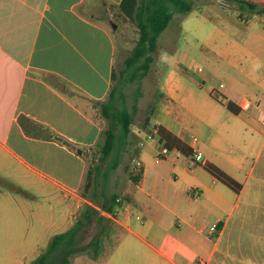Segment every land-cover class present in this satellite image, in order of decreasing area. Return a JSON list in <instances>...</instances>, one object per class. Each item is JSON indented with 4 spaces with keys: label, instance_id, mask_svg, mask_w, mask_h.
<instances>
[{
    "label": "crops",
    "instance_id": "obj_1",
    "mask_svg": "<svg viewBox=\"0 0 264 264\" xmlns=\"http://www.w3.org/2000/svg\"><path fill=\"white\" fill-rule=\"evenodd\" d=\"M88 1L95 10L103 9L98 19L93 18L94 11V15L87 16L80 10L85 0H0V227L5 226L0 242H5V249L12 254L15 251L13 245L9 246L11 242L26 241V245L17 246L23 249L30 245L39 255L53 235L74 224L84 204L99 208L81 192L87 171L85 148L96 144L101 137L102 125L95 105L109 95L112 87L118 34L111 24L125 14L120 8L121 0ZM175 78L172 71L165 79L172 99L177 96L173 87ZM208 92L217 95L213 87ZM227 100L236 103L225 95L224 101ZM216 101L217 105L226 107L225 102ZM211 105L210 108H218ZM164 106L163 115L156 110L152 114L153 131L143 135L161 145L154 158L157 166L150 169L143 163L142 140L139 141L142 168L138 180L133 179L131 186L123 188L124 197L120 196L121 203H116L113 212L104 210L103 204L100 212L145 242L155 254L164 255L165 264H187L189 259L202 258L207 253L204 226L212 215L211 225L217 223V226L209 231L216 230L205 262L208 264L218 249V241L227 232L231 233L230 237L240 235L250 223L248 217L240 215L242 212L237 218L233 214L242 206L246 209L260 205L253 203L259 202L263 180L252 172L244 180L239 178L241 162L231 171L204 155L195 143L196 137L189 135L192 138L189 140V128L182 120H187V112L182 108L174 110L168 102ZM203 113L208 127L218 128L224 135L232 134L228 129L233 128L218 123L211 111ZM157 124L181 138L194 153H202L203 159L192 162V156L177 148L161 153L165 147L159 142ZM40 125L47 126L59 138ZM172 151L176 155L168 157L167 153ZM179 155L183 164L178 162ZM205 161L217 164L239 180L241 190L233 192L220 185L204 169ZM230 161L237 160L231 157ZM161 162H170L173 169L169 171ZM122 202H128L130 209L120 210ZM8 204L37 205L39 213L30 212V218L25 216L22 221L24 238L8 232L13 222ZM142 234L164 245L168 254ZM150 253L136 252L134 264H161L158 260L147 261L146 254ZM252 263L264 264V257L254 256Z\"/></svg>",
    "mask_w": 264,
    "mask_h": 264
},
{
    "label": "rangeland",
    "instance_id": "obj_2",
    "mask_svg": "<svg viewBox=\"0 0 264 264\" xmlns=\"http://www.w3.org/2000/svg\"><path fill=\"white\" fill-rule=\"evenodd\" d=\"M191 1L192 9L185 13L183 19L181 20L182 14L174 13L167 27L158 36L150 69L141 80L131 81L127 75L121 73L124 69V59L131 53L139 36L134 20L123 15L115 18V22L111 24L113 28L114 24L116 25L114 29L118 34L111 81V85H117L120 90L115 103L118 107L130 108L138 86L141 88V94L137 101L133 133L119 142L116 149L102 163L104 173L99 177L96 187L100 194L98 198L94 196L93 189L94 166L98 163L99 146L103 141L102 133L107 127V119L102 115L98 104L95 105L102 133L96 144L85 148L87 171L81 192L99 207V212L83 227L78 239V246L81 249L69 255L67 264H134L136 252L145 254L147 251H151L150 254H146L147 261L158 260L161 264L166 263L164 255L155 254L156 251L145 242L138 240L124 228L116 225L113 219L100 212L106 197L110 198L113 193L118 197H124L123 188L131 186L133 178L140 174L142 162L139 158V141L142 140L143 163H147L150 169L157 166L154 158L160 152L161 145L151 138H143V135L153 131L152 114L156 110L157 114L163 115L166 102L171 104L174 110L182 108L187 112V120L186 118L182 120L184 119L189 128L188 137L189 135L196 137L195 143L201 147L204 155H209L231 171L241 162L239 178L244 180L248 173L252 172L263 180L259 202L253 203L260 205L249 206L246 209L242 206L233 214L234 218H237L242 212L240 215L248 217L250 223L244 227L240 235L230 237L231 233L227 232L218 241V249L214 250L208 264H251L254 256L264 257V11L255 13L248 9L239 10L238 3L233 0ZM251 1L264 6V0ZM80 10L87 16H91L94 11L95 19L103 12V9L95 10L88 0L81 4ZM176 63L179 65L175 67ZM172 71L176 76L173 83L177 93L176 99L170 97L171 94L165 87V79ZM211 87L217 95L209 94L208 89ZM225 95L235 99L236 104L245 98L249 105L235 114L215 103L216 99L222 103ZM108 98L109 95L102 102ZM211 104L217 105L218 108H210ZM205 110L211 111L218 123L232 127V130L228 129L232 134L224 135L222 130L208 127L204 123ZM170 118H174V113ZM191 139L189 137V140ZM167 155L173 157L176 151L168 152ZM201 155L203 159L204 156L202 153ZM231 157L237 161L231 162ZM241 157L245 159L242 160ZM178 162L184 163L180 155ZM161 164H166L169 171L173 169L170 162ZM235 173L238 174V171ZM255 185L256 183H253V186ZM256 189L255 186L254 190ZM9 205L13 222L10 230L8 226V232L24 238L21 234L25 231L22 221L25 216L27 219L30 218L28 216L30 212L39 213L37 205ZM46 205L48 207L49 204ZM87 205L88 203L83 206ZM100 215L103 217L99 218ZM213 219L214 216L209 215L204 226V235L208 243L207 253L201 256L202 258L195 256L189 259L187 264L197 262L205 264L208 259L207 255L212 250L216 233V230L209 233ZM4 230L5 226L2 225L0 234H3ZM142 235L164 254H168L164 245L158 244L148 235ZM96 237H100L98 256H95L93 248L89 246ZM26 243L11 242L9 246L13 245L15 251L12 254L5 249V242H0V264H34L38 252L31 250L30 245L24 246L23 249L17 246ZM119 243L121 244L117 247ZM60 257L59 255L49 264H61Z\"/></svg>",
    "mask_w": 264,
    "mask_h": 264
},
{
    "label": "trees",
    "instance_id": "obj_3",
    "mask_svg": "<svg viewBox=\"0 0 264 264\" xmlns=\"http://www.w3.org/2000/svg\"><path fill=\"white\" fill-rule=\"evenodd\" d=\"M238 3L239 10L248 9L250 12L261 13L264 11V6H260L257 2L251 0H233ZM193 2L191 0H121L120 8L122 12L129 18L133 19L137 27L139 36L132 48V51L124 59V69L121 71L123 75H127L129 80H141L147 75L151 62L153 61V53L157 48V40L160 33L167 27L173 14L178 12L185 14L192 9ZM119 87L114 85L109 92V98L105 102H98V106L102 115L107 119V127L103 131V141L99 146L100 155L98 163L94 166L93 189L94 196L99 197L96 187L99 177L104 173L102 163L116 149L118 143L127 139L133 133L132 126L135 122L134 116L138 109V97L141 94V88H136L134 101L130 108L118 107L115 103ZM222 100V99H220ZM225 102L226 108L231 112L238 114L241 108L232 100ZM42 126L46 131L55 137L59 138L47 126ZM119 131L117 132V129ZM156 133L159 136V142L166 149L177 148L180 152L187 156H193V149L177 135L166 129L163 125L155 126ZM115 164V162H114ZM203 167L211 175H213L221 183L229 187L235 192H239L242 188V183L235 177L227 173L217 164L205 161ZM139 176L133 179L138 180ZM116 194L107 199L103 209L108 212H113L117 203ZM98 208L88 204L78 219L67 230L57 233L52 236L46 248L39 253L34 259V264H49L53 262L59 255L61 264H67L69 255L80 250L78 246L79 235L83 227L97 215ZM100 215L99 218H102ZM89 246L93 248L95 256L99 254L100 237L93 239Z\"/></svg>",
    "mask_w": 264,
    "mask_h": 264
},
{
    "label": "built area",
    "instance_id": "obj_4",
    "mask_svg": "<svg viewBox=\"0 0 264 264\" xmlns=\"http://www.w3.org/2000/svg\"><path fill=\"white\" fill-rule=\"evenodd\" d=\"M249 105V101L247 100V99H245V98H242L241 100H240V102H239V104H238V106L241 108V109H245L247 106ZM194 139H195V137H193ZM167 151V149L166 148H162V151H161V153H165ZM198 160H202V155H201V153L200 152H195L194 153V155L192 156V158H191V161L193 162V161H198ZM116 201H117V203L119 202V203H121L120 201H121V198L120 197H117L116 198ZM119 205H121V208L123 209V210H129L130 209V204L128 203V202H122V204H119ZM136 217L137 218H141V216L140 215H136ZM216 226H217V223H213L212 225H211V229H215L216 228Z\"/></svg>",
    "mask_w": 264,
    "mask_h": 264
},
{
    "label": "water",
    "instance_id": "obj_5",
    "mask_svg": "<svg viewBox=\"0 0 264 264\" xmlns=\"http://www.w3.org/2000/svg\"><path fill=\"white\" fill-rule=\"evenodd\" d=\"M114 27H116V25L114 24Z\"/></svg>",
    "mask_w": 264,
    "mask_h": 264
},
{
    "label": "flooded vegetation",
    "instance_id": "obj_6",
    "mask_svg": "<svg viewBox=\"0 0 264 264\" xmlns=\"http://www.w3.org/2000/svg\"><path fill=\"white\" fill-rule=\"evenodd\" d=\"M92 15H94V14L92 13Z\"/></svg>",
    "mask_w": 264,
    "mask_h": 264
}]
</instances>
